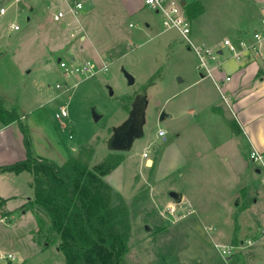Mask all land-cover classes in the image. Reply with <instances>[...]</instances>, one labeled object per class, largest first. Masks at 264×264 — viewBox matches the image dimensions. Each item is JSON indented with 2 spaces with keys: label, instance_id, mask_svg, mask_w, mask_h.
I'll use <instances>...</instances> for the list:
<instances>
[{
  "label": "rangeland",
  "instance_id": "1",
  "mask_svg": "<svg viewBox=\"0 0 264 264\" xmlns=\"http://www.w3.org/2000/svg\"><path fill=\"white\" fill-rule=\"evenodd\" d=\"M75 3H81L82 9L74 17L69 9ZM227 5L223 11L230 10ZM0 9L5 10L0 16V98L6 109L14 108L23 116L34 153L61 166L81 147L96 142L90 168L110 153L123 156L122 163L103 180L129 210L131 232L125 264H225L215 247L224 244L225 234L214 235L208 222L201 225L197 214L182 209L167 194L154 198L146 184L153 180L152 169L141 171L129 163L131 154L139 158L145 140L160 145L156 135L159 125L166 128L172 123L170 118L162 124L157 120L165 114V107L174 104L161 108L164 98L178 86L177 77L172 80L167 71L171 75L177 66L174 62L182 58L166 46L170 38L176 43L181 38L163 27L162 13L144 6L143 0H0ZM60 11L64 18L54 21L53 15ZM12 23H17L20 31H9ZM128 41L130 49L125 46ZM179 45L183 49L181 42ZM168 57L173 65L170 68ZM71 58L78 63H103L108 71L89 77L65 76L59 62L70 64ZM186 58L195 59L191 53ZM121 67L134 77L132 86ZM152 77L153 84L144 95V135L126 152L108 150L113 130L125 122ZM61 108L65 114L57 119ZM93 111L101 116L97 122ZM260 129L264 133V121ZM248 167L242 179L248 185L247 198L241 207L249 208L241 218L264 229V167L260 162H249ZM208 199H214L213 194ZM168 207L174 209L172 213ZM17 214L10 223L0 222V255L14 256L5 261L64 264L55 248L59 243L42 250L44 236L38 235L42 243L37 244L30 235L33 218ZM52 236L55 233L49 238Z\"/></svg>",
  "mask_w": 264,
  "mask_h": 264
},
{
  "label": "crops",
  "instance_id": "2",
  "mask_svg": "<svg viewBox=\"0 0 264 264\" xmlns=\"http://www.w3.org/2000/svg\"><path fill=\"white\" fill-rule=\"evenodd\" d=\"M177 1L187 18L184 7L193 0ZM200 1L204 12L192 20L187 18L189 38L193 44L215 49L217 53L213 59L205 60L204 67L198 68L199 61L193 50L178 30L170 28L180 36L183 49L180 42L176 43L171 38L166 48L182 58L174 62L177 66L171 75L167 71L166 75L172 80L177 77V82H174L178 86L164 98L161 108L174 104L169 109L165 107L164 117L157 121L162 124L170 118L172 123L166 128L159 125L158 130L165 132L164 137L156 134L162 141L160 145L156 146L153 140H145L139 158L131 154L129 163L135 164L141 171L152 169L153 180L146 184L154 198L162 199V194L168 195L171 191L180 194L181 202L175 203L197 214L201 225L208 222L207 227L212 228L214 235L222 237L225 234L222 246L238 248L248 240L254 242L250 247L235 249L229 264H264V229H258L241 218L249 208L241 205L247 198L244 192H247L248 185L242 179L248 171V163H252L250 152L255 151L261 156L260 164L264 167V133L260 129L264 121V30L261 25L264 0ZM226 3L231 11L222 10ZM9 31L14 30L9 28ZM256 32L261 35L258 51H244L241 43L253 44ZM224 40H228L237 52H242V56L234 57L224 46ZM125 44L130 46L129 41ZM118 53H121L120 48ZM190 53L194 60L186 58ZM72 60L79 62L75 58ZM166 62L169 68L173 66L169 57ZM153 81L143 91V96ZM247 145L251 146L249 152ZM30 147L32 156L41 157L34 153L32 142ZM144 152H147L146 157H143ZM25 157L22 134L17 124H0V166ZM212 194L214 199H208ZM32 198V176L29 173L0 174V199L5 201L2 211L10 214V219L0 215V222L10 223L18 212L21 217L29 214L34 220L30 235L33 241L40 244L34 214L25 209ZM255 245L253 253L246 254ZM42 247L43 250L50 245L42 244ZM55 248L59 252L58 247ZM11 258L13 260L14 256ZM22 263L25 264V261Z\"/></svg>",
  "mask_w": 264,
  "mask_h": 264
},
{
  "label": "trees",
  "instance_id": "3",
  "mask_svg": "<svg viewBox=\"0 0 264 264\" xmlns=\"http://www.w3.org/2000/svg\"><path fill=\"white\" fill-rule=\"evenodd\" d=\"M184 10L188 20L204 12L200 0H193ZM152 81L153 77L143 91ZM12 123L17 124L22 134L26 157L0 166V174L27 172L32 176L33 198L25 209L33 212L37 233L44 236L43 244L59 243L57 247L64 264H125L131 232L129 210L122 197L113 193L103 180L122 163V154L110 153L90 168L94 142L81 147L58 166L32 156L27 127L16 110L6 109L0 98V124ZM4 203L0 199L2 218L8 215L2 211ZM54 233L57 237L49 238ZM0 264L13 263L0 261Z\"/></svg>",
  "mask_w": 264,
  "mask_h": 264
},
{
  "label": "built area",
  "instance_id": "4",
  "mask_svg": "<svg viewBox=\"0 0 264 264\" xmlns=\"http://www.w3.org/2000/svg\"><path fill=\"white\" fill-rule=\"evenodd\" d=\"M143 3L145 6L150 7L153 9L156 13H162L164 20H163V27L165 28H174L179 31V33L183 36L185 43L193 50L195 55L198 58L199 64L198 68L204 67L205 60L208 58L213 59L214 56L216 55L217 51L212 48L205 47L204 45H195L192 43V41L189 38L190 35V25L185 17V15L182 12V6L177 0H143ZM82 9V4L81 3H75L72 8L69 9V13L72 16H76L78 12ZM5 13L4 9H0V16H2ZM65 13L60 11L57 12L53 15V20L54 21H60L64 18ZM261 25L264 30V18L261 20ZM9 28H11L14 31L19 30L18 25H10ZM253 39L254 43L251 45H247L245 43H241V47L246 50H251V51H258V43L261 40V35L256 32L253 34ZM224 46L228 48L230 52L234 54V57L239 58L242 56V52H237L235 47L230 44L228 40L223 41ZM127 48L130 49L129 45H126ZM70 64H67L64 61L59 62L60 68L64 70V75H84L86 77L93 76L97 73H106L108 71V67L101 63V64H95L94 62L91 61H84L81 63H75V61H70ZM228 80V78H226ZM65 114V110L61 108L60 114H56V118L60 119V116ZM158 137H164L165 132L163 130H158L157 131ZM147 156V152L143 153V157ZM250 160L255 163V162H261V156L255 152L252 151L249 154ZM174 209L172 207H168V212L172 213ZM254 244L253 241L248 240L245 242L244 245L236 248L233 246H218L216 245V249L219 252L220 257L223 259L225 264H228L229 258L234 254L235 249H244L246 247H250ZM2 260L6 259H12L11 256L5 257H0ZM1 261V260H0Z\"/></svg>",
  "mask_w": 264,
  "mask_h": 264
},
{
  "label": "water",
  "instance_id": "5",
  "mask_svg": "<svg viewBox=\"0 0 264 264\" xmlns=\"http://www.w3.org/2000/svg\"><path fill=\"white\" fill-rule=\"evenodd\" d=\"M121 72L127 84L132 86L134 84L133 76L124 70V68H121ZM143 112L144 96H140L136 98L133 103L125 122L113 130L112 135L107 141L108 150L112 152H126L132 147L135 140L140 139L143 136ZM163 117L164 114L162 113L159 120H162ZM92 118L94 122H97L101 116L93 111ZM168 196L176 202H181L180 194L171 191L168 193Z\"/></svg>",
  "mask_w": 264,
  "mask_h": 264
}]
</instances>
